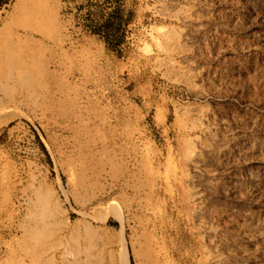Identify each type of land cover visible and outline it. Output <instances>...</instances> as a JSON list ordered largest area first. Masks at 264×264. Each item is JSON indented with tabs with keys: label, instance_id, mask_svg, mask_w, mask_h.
<instances>
[{
	"label": "rangeland",
	"instance_id": "374dc122",
	"mask_svg": "<svg viewBox=\"0 0 264 264\" xmlns=\"http://www.w3.org/2000/svg\"><path fill=\"white\" fill-rule=\"evenodd\" d=\"M71 6L0 0V264H264V0Z\"/></svg>",
	"mask_w": 264,
	"mask_h": 264
},
{
	"label": "trees",
	"instance_id": "16d2710c",
	"mask_svg": "<svg viewBox=\"0 0 264 264\" xmlns=\"http://www.w3.org/2000/svg\"><path fill=\"white\" fill-rule=\"evenodd\" d=\"M64 2L73 3L71 8L75 10V19L82 21V26L87 32L103 41L109 50L119 53L120 46L125 42L126 29L133 18L132 12L126 14L123 0Z\"/></svg>",
	"mask_w": 264,
	"mask_h": 264
}]
</instances>
